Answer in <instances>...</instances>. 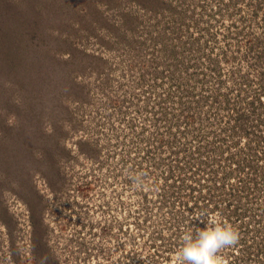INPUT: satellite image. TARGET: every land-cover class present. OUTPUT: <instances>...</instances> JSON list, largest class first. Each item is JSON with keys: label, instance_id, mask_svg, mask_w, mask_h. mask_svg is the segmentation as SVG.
Segmentation results:
<instances>
[{"label": "rangeland", "instance_id": "rangeland-1", "mask_svg": "<svg viewBox=\"0 0 264 264\" xmlns=\"http://www.w3.org/2000/svg\"><path fill=\"white\" fill-rule=\"evenodd\" d=\"M212 219L264 264V0H0V264H184Z\"/></svg>", "mask_w": 264, "mask_h": 264}, {"label": "clouds", "instance_id": "clouds-1", "mask_svg": "<svg viewBox=\"0 0 264 264\" xmlns=\"http://www.w3.org/2000/svg\"><path fill=\"white\" fill-rule=\"evenodd\" d=\"M135 182L138 185L143 184V175L136 176ZM182 240L180 256L184 264H221L218 250L237 243L239 232L226 222L212 219L194 235L185 233Z\"/></svg>", "mask_w": 264, "mask_h": 264}]
</instances>
